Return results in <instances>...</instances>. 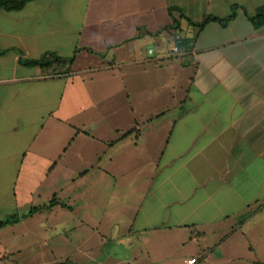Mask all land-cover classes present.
Listing matches in <instances>:
<instances>
[{
    "label": "crops",
    "instance_id": "obj_1",
    "mask_svg": "<svg viewBox=\"0 0 264 264\" xmlns=\"http://www.w3.org/2000/svg\"><path fill=\"white\" fill-rule=\"evenodd\" d=\"M263 8L0 10V221L19 218L0 230V263L264 264V26L251 20ZM179 40L188 48L169 57ZM46 54L73 59V73L31 64Z\"/></svg>",
    "mask_w": 264,
    "mask_h": 264
},
{
    "label": "trees",
    "instance_id": "obj_2",
    "mask_svg": "<svg viewBox=\"0 0 264 264\" xmlns=\"http://www.w3.org/2000/svg\"><path fill=\"white\" fill-rule=\"evenodd\" d=\"M36 0H0V10H5L8 12L12 11H20L25 8V6ZM214 18L208 17L206 21H209ZM252 22L255 25V28L260 29L264 26V8L261 9L255 16L251 17ZM178 46L181 49L188 48V41L179 40L177 42ZM74 60H65L61 57H58L54 54H46L42 59L39 61L31 62L32 65L39 66L44 71V73L48 76H55V75H63V74H72L71 67L73 65ZM57 205H60L59 201L55 197L49 206L46 208L35 207L29 213V216H33L37 213H40L42 209H51ZM19 222V218L11 217L4 221L0 222V230L6 228L9 225H13ZM11 260V256L6 254L3 258V262L8 263ZM8 261V262H7ZM64 264H70L69 262H65Z\"/></svg>",
    "mask_w": 264,
    "mask_h": 264
},
{
    "label": "rangeland",
    "instance_id": "obj_3",
    "mask_svg": "<svg viewBox=\"0 0 264 264\" xmlns=\"http://www.w3.org/2000/svg\"><path fill=\"white\" fill-rule=\"evenodd\" d=\"M11 233H12V231H8V232L3 233L4 243L9 245L10 247H13V245L14 246L21 245L18 243V239H16V238L13 239V240H15V243L12 242L11 239L13 237V234H11ZM8 254H10V253H8ZM62 261H65V259L62 260L59 256L53 257L50 255H47V256H42V257H34V255L27 252V253H24L22 256H18V257L16 256L14 258L11 257L10 262L7 261L8 263L1 262L0 264H57V263H60Z\"/></svg>",
    "mask_w": 264,
    "mask_h": 264
},
{
    "label": "built area",
    "instance_id": "obj_4",
    "mask_svg": "<svg viewBox=\"0 0 264 264\" xmlns=\"http://www.w3.org/2000/svg\"><path fill=\"white\" fill-rule=\"evenodd\" d=\"M177 39H179V36H178ZM182 52H183V51L180 49V47L175 46V47L172 49V51L169 52V57H172V56H174V55H176V54H180V53H182ZM196 261H197L196 259L189 260V261H188V264H195Z\"/></svg>",
    "mask_w": 264,
    "mask_h": 264
}]
</instances>
